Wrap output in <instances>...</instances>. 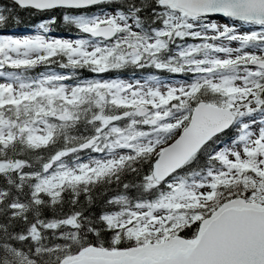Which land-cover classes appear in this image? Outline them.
<instances>
[{
  "label": "snow or ice",
  "instance_id": "snow-or-ice-1",
  "mask_svg": "<svg viewBox=\"0 0 264 264\" xmlns=\"http://www.w3.org/2000/svg\"><path fill=\"white\" fill-rule=\"evenodd\" d=\"M0 264H264V0H0Z\"/></svg>",
  "mask_w": 264,
  "mask_h": 264
},
{
  "label": "trees",
  "instance_id": "trees-1",
  "mask_svg": "<svg viewBox=\"0 0 264 264\" xmlns=\"http://www.w3.org/2000/svg\"><path fill=\"white\" fill-rule=\"evenodd\" d=\"M21 18H22V23L19 26L20 30L21 29L25 30V29L31 27L32 21L25 14H21Z\"/></svg>",
  "mask_w": 264,
  "mask_h": 264
},
{
  "label": "rangeland",
  "instance_id": "rangeland-1",
  "mask_svg": "<svg viewBox=\"0 0 264 264\" xmlns=\"http://www.w3.org/2000/svg\"><path fill=\"white\" fill-rule=\"evenodd\" d=\"M30 30H31V27H30L29 29L24 30V31H21V32H23V33H27V32H29Z\"/></svg>",
  "mask_w": 264,
  "mask_h": 264
}]
</instances>
